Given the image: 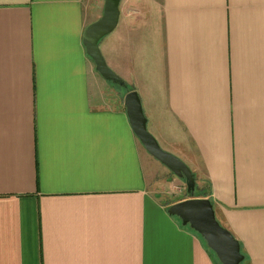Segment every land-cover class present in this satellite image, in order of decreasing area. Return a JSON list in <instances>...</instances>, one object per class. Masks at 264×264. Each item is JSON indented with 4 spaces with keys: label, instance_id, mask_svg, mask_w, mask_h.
Here are the masks:
<instances>
[{
    "label": "crops",
    "instance_id": "0c3cea01",
    "mask_svg": "<svg viewBox=\"0 0 264 264\" xmlns=\"http://www.w3.org/2000/svg\"><path fill=\"white\" fill-rule=\"evenodd\" d=\"M104 1L91 13L89 0H0V264H220L169 214L193 196L170 201L127 92L87 53ZM120 11L101 50L242 264H264V0H122Z\"/></svg>",
    "mask_w": 264,
    "mask_h": 264
},
{
    "label": "water",
    "instance_id": "95a60500",
    "mask_svg": "<svg viewBox=\"0 0 264 264\" xmlns=\"http://www.w3.org/2000/svg\"><path fill=\"white\" fill-rule=\"evenodd\" d=\"M122 0H105L102 16L90 23L84 31V46L90 58L94 61L98 73L108 82L127 88V83L112 70L101 49L103 38L114 32L120 20V4ZM124 104L131 127L148 151L150 156L160 161L177 177L184 178L189 194H194L197 180L191 168L176 155L165 151L158 140L148 129V119L142 99L135 90L128 91ZM168 212L181 220V224L189 226L206 242L221 264H242L245 255L242 253L241 243L233 233L218 221L213 202L209 198H190L171 205Z\"/></svg>",
    "mask_w": 264,
    "mask_h": 264
},
{
    "label": "rangeland",
    "instance_id": "374dc122",
    "mask_svg": "<svg viewBox=\"0 0 264 264\" xmlns=\"http://www.w3.org/2000/svg\"><path fill=\"white\" fill-rule=\"evenodd\" d=\"M90 1V6H91V9H92V11H91V13H94V10H93V8L94 7H92L93 6V4H94V2H95V0H89ZM95 9V8H94ZM95 12H96V9H95ZM102 14H103V12L102 11H100L99 12V18L102 16ZM97 15L95 14V17H96ZM115 33V32H114ZM113 32L111 33V36H109L108 35V37H112V35L114 34ZM117 33V32H116ZM115 35V34H114ZM107 37V36H106ZM105 37V38H106ZM102 40H104V38L102 39ZM101 40V41H102ZM100 44H101V42H100ZM102 46L103 45H100V49L102 48ZM102 51V53H104L103 55H104V57H105V59H106V61H107V63H108V65H109V67L112 69V70H114L116 73L118 72L117 70L118 69H116L114 66H113V64H112V62L111 61H109L110 59H108V57L105 55V52L103 51V50H101ZM120 72V71H119ZM118 74V73H117ZM119 75V74H118ZM109 83H111L112 85H114L113 87H115L116 89H118L119 91H121L122 92V94L123 95H125L126 94V92H128V90H129V87H127V88H123V87H121V86H119V85H116V84H113L112 82H109ZM128 86V85H127ZM148 129H149V131L154 135V137L157 139V132H156V130L154 129V126L153 125H151L150 124V122L148 123ZM158 140V139H157ZM158 142H159V140H158ZM160 143V142H159ZM161 144V147L165 150V146L162 144V143H160ZM143 147V146H142ZM145 150V149H144ZM147 151V150H146ZM166 151V150H165ZM169 152V151H168ZM146 153V155H147V157H149L148 159H149V161H152V163H153V165L155 166V168H156V171L158 172V175H160V178H162V177H165L166 176V180H167V178H168V182H167V185H166V187H167V191L169 192V195H170V201H178V200H181V199H183V198H188L189 197V195L190 194H188V191H187V184L188 183H186V180L184 179V178H179V177H177L171 170H169L165 165H163L160 161H158L157 159H155V158H153L152 156L150 157V155L149 154H147V152H145ZM149 155V156H148ZM177 156V155H176ZM177 157H179V156H177ZM180 158V157H179ZM150 167V166H149ZM197 180V179H196ZM198 185V184H197ZM168 187H169V189H168ZM195 193V195H197V194H199L200 192L197 190V188H196V191L194 192ZM188 199H190V198H188ZM185 200V199H184ZM183 200V201H184ZM187 200V199H186ZM181 221V220H180ZM189 227V226H188ZM205 241V240H204ZM206 243V242H205ZM207 245V244H206ZM213 252V251H212ZM214 253V252H213ZM215 254V253H214ZM216 255V254H215ZM217 257V256H216ZM220 262V261H219ZM220 264H221V262H220Z\"/></svg>",
    "mask_w": 264,
    "mask_h": 264
},
{
    "label": "trees",
    "instance_id": "16d2710c",
    "mask_svg": "<svg viewBox=\"0 0 264 264\" xmlns=\"http://www.w3.org/2000/svg\"><path fill=\"white\" fill-rule=\"evenodd\" d=\"M128 91H131V90H128ZM190 196H193V197H195L196 195H195V193H194V194H190Z\"/></svg>",
    "mask_w": 264,
    "mask_h": 264
}]
</instances>
